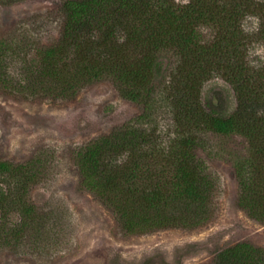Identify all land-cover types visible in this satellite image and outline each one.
Returning <instances> with one entry per match:
<instances>
[{"label": "trees", "instance_id": "16d2710c", "mask_svg": "<svg viewBox=\"0 0 264 264\" xmlns=\"http://www.w3.org/2000/svg\"><path fill=\"white\" fill-rule=\"evenodd\" d=\"M63 7L60 38L44 50L42 68L60 93L109 79L122 96L141 104L142 119L158 102H168L178 128L164 142L138 122L90 140L76 155L81 186L113 209L126 232L198 226L209 216L213 191L205 161L196 152L200 133L238 134L247 142V153L232 161L237 205L264 223V117L257 110L264 100V67L253 71L244 62L237 36L242 17L261 10L260 4L66 0ZM203 23L219 28L209 43L198 38L196 28ZM168 54L175 56L169 67ZM215 70L236 91L232 112L225 111L220 91L202 99V83ZM32 161L0 159V176L11 173L29 184L36 177ZM207 264H264V246L240 240L221 248Z\"/></svg>", "mask_w": 264, "mask_h": 264}, {"label": "rangeland", "instance_id": "374dc122", "mask_svg": "<svg viewBox=\"0 0 264 264\" xmlns=\"http://www.w3.org/2000/svg\"><path fill=\"white\" fill-rule=\"evenodd\" d=\"M64 1L0 0V159L33 160L36 172L29 184L11 173L0 176V264H207L240 240L264 246V223L237 205L232 161L247 153L238 134L200 133L196 152L213 191L209 216L198 226L126 232L113 209L81 186L76 155L90 140L138 122L164 142L178 128L168 102H158L142 119L141 104L122 96L109 79L62 95L42 74L44 50L62 32ZM254 1L261 10L242 17L237 35L238 53L253 71L264 67V0ZM196 30L203 43L219 35L212 24ZM165 60L169 67L175 56ZM260 77L264 82V71ZM216 91L225 98V111H234L236 91L218 70L203 81L202 99ZM257 110L264 117V100Z\"/></svg>", "mask_w": 264, "mask_h": 264}]
</instances>
